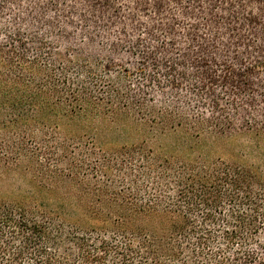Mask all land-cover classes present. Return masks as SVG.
I'll use <instances>...</instances> for the list:
<instances>
[{"label": "trees", "instance_id": "16d2710c", "mask_svg": "<svg viewBox=\"0 0 264 264\" xmlns=\"http://www.w3.org/2000/svg\"><path fill=\"white\" fill-rule=\"evenodd\" d=\"M16 24L0 25V170L25 161L31 190L0 200V264H264V179L195 140L231 136L230 116L136 95L126 69L60 59L51 25ZM125 118L141 140L98 146L100 125ZM241 126L264 140V112Z\"/></svg>", "mask_w": 264, "mask_h": 264}, {"label": "rangeland", "instance_id": "374dc122", "mask_svg": "<svg viewBox=\"0 0 264 264\" xmlns=\"http://www.w3.org/2000/svg\"><path fill=\"white\" fill-rule=\"evenodd\" d=\"M242 6L253 7L255 23L243 19ZM262 9L264 4L250 0H0V25L18 23L23 30L31 22L37 36L50 31L60 59L77 50L102 59L111 73L126 69L136 95L179 97L190 111L211 120L230 116L225 134L232 135L218 141L199 137L198 149L207 147L213 158L252 165L264 179V140L241 126L247 114L264 112V66H255L256 58H264ZM48 24L49 31L43 27ZM131 123H99L96 143L107 138L111 147L139 142L137 132L128 129ZM25 166L23 161L0 170V200L31 190Z\"/></svg>", "mask_w": 264, "mask_h": 264}]
</instances>
